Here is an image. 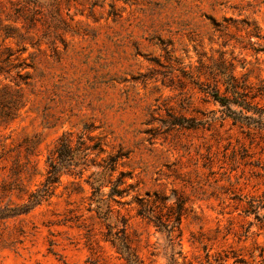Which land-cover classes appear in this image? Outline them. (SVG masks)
<instances>
[{
    "label": "rangeland",
    "instance_id": "rangeland-1",
    "mask_svg": "<svg viewBox=\"0 0 264 264\" xmlns=\"http://www.w3.org/2000/svg\"><path fill=\"white\" fill-rule=\"evenodd\" d=\"M228 82L264 109V0H0V210L41 188L63 135L92 126L104 144L48 199L0 218V264H126L90 210L89 178L117 154L132 189L113 216L145 264H260L264 117H229L208 93ZM136 197L183 199L173 240Z\"/></svg>",
    "mask_w": 264,
    "mask_h": 264
},
{
    "label": "trees",
    "instance_id": "trees-1",
    "mask_svg": "<svg viewBox=\"0 0 264 264\" xmlns=\"http://www.w3.org/2000/svg\"><path fill=\"white\" fill-rule=\"evenodd\" d=\"M22 67V64L15 66ZM25 69V68H22ZM21 80H28L27 73L20 74ZM234 80V79H232ZM212 98L224 107L228 112V116L235 122L240 119V113L233 107H241L247 111H254L261 119L264 117V109L253 105L257 95L250 96L247 92H240L235 83L228 82V87L224 93H220L214 88L209 92ZM264 94V89H260L259 95ZM13 104L10 105L9 113H11ZM178 124L176 119L172 123ZM92 126H85L83 131L79 133L76 140L73 141L70 135H63L53 153L47 158V176L41 188L33 192L26 204L14 208H5L0 210V218L14 217L30 211L42 201L48 199L53 192L55 185L60 181L64 174L81 175L84 171L94 163V159L104 152V144L101 138L90 137ZM121 159L119 154L108 156L101 161L100 171L90 176L93 188L90 198V210L95 211L97 218L105 225L104 233L105 241L109 242L115 249L116 253L125 260L126 264H145L139 257L137 251L131 246L129 236L127 234L128 220L123 216H113L114 209L112 202L119 203L132 189L130 185L124 186L126 179L130 178V173L120 172L114 178L118 161ZM109 187L107 193H103L104 188ZM163 200V199H162ZM138 205L137 215L152 223L157 230L166 233L170 240H173V233L179 229L181 219L184 212V201L181 197L176 198L175 206L167 207L162 205L156 210L154 204H150L144 199L135 198ZM174 250V249H173ZM175 255L181 256V251L174 252ZM175 262V261H174ZM242 264H245L239 261ZM260 264H264V257Z\"/></svg>",
    "mask_w": 264,
    "mask_h": 264
}]
</instances>
